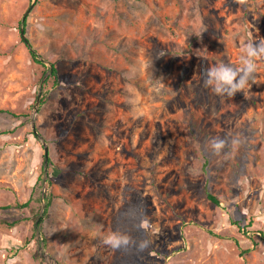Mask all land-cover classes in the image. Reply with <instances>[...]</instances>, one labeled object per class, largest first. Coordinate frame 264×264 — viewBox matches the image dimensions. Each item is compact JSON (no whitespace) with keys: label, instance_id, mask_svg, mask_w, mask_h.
Segmentation results:
<instances>
[{"label":"rangeland","instance_id":"1","mask_svg":"<svg viewBox=\"0 0 264 264\" xmlns=\"http://www.w3.org/2000/svg\"><path fill=\"white\" fill-rule=\"evenodd\" d=\"M261 38L264 0H0V264H264V57L203 82Z\"/></svg>","mask_w":264,"mask_h":264},{"label":"clouds","instance_id":"2","mask_svg":"<svg viewBox=\"0 0 264 264\" xmlns=\"http://www.w3.org/2000/svg\"><path fill=\"white\" fill-rule=\"evenodd\" d=\"M258 57H264V38L245 42L240 56V67L219 63L205 68L203 70L204 86L210 87L217 94L234 96L236 92L242 91L250 80L254 79ZM228 142L225 138L213 137L208 143L212 151L218 154ZM231 143L238 144L239 140L232 139ZM103 241L113 248H120L128 244L129 238L118 232H110L103 236Z\"/></svg>","mask_w":264,"mask_h":264},{"label":"trees","instance_id":"3","mask_svg":"<svg viewBox=\"0 0 264 264\" xmlns=\"http://www.w3.org/2000/svg\"><path fill=\"white\" fill-rule=\"evenodd\" d=\"M26 22H27V20L25 21V23H23V27H24V30H25V32H26ZM22 25V24H21ZM23 42H25L26 44H27V42H26V40H24L23 39ZM28 45V48H29V52H30V55H31V57H32V60L34 61V62H36V63H38V64H40V65H43V66H45L46 67V65L41 61V59H40V55L38 54V52L32 47V46H30L29 44H27ZM57 73H58V70H57V68H56V66L53 64V67H52V75L55 77V83L57 84L58 83V78H57ZM1 112H8V113H13V112H11V111H9V110H4V109H0V113ZM15 115V114H14ZM50 161V160H49ZM58 170V169H57ZM208 198L213 202V203H215L216 205H218V206H221L222 204H221V201L219 200V198H217L215 195H212V194H208ZM50 203H51V201H50V199L48 198V200H47V203H46V210H45V214H47V212H48V208H49V206H50ZM26 206H28L29 204L27 203V204H25ZM39 214H37V216H38ZM235 224L239 227V229L243 232V233H247V230L244 228V227H242L241 225H240V223H238V222H235Z\"/></svg>","mask_w":264,"mask_h":264},{"label":"water","instance_id":"4","mask_svg":"<svg viewBox=\"0 0 264 264\" xmlns=\"http://www.w3.org/2000/svg\"><path fill=\"white\" fill-rule=\"evenodd\" d=\"M34 1H36V0H34ZM34 5H35V2H33L32 5H31V7L27 10L25 16H24L23 19H22V23H25V21H26L28 15H29V13L31 12V10H32V8L34 7ZM21 35H22L23 39L26 40L27 44H29L30 46H32V45L30 44L29 40H28L27 37H26V32H25L23 26H22V28H21ZM40 59H41V58H40ZM41 61H42L43 63H45L46 65H48V66L50 67V70H52L53 65H52L50 62H48V61H46V60H44V59H41ZM39 102H40V101L38 100V101H37V105L39 104ZM33 127H34V133H35L38 137H40V138L43 140V138H42L41 135L38 133V131H37V129L35 128L34 125H33ZM43 146H44V149H45V165H46V167H47L48 162H49V158H50V149H49V146H48V144H47V142H46L45 140H43ZM56 264H59V263H56Z\"/></svg>","mask_w":264,"mask_h":264}]
</instances>
